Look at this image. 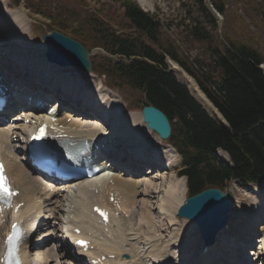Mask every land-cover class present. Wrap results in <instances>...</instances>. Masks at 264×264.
Here are the masks:
<instances>
[{"label": "trees", "instance_id": "trees-1", "mask_svg": "<svg viewBox=\"0 0 264 264\" xmlns=\"http://www.w3.org/2000/svg\"><path fill=\"white\" fill-rule=\"evenodd\" d=\"M66 1L72 6H64L67 12H58L50 25L89 50L100 47L119 57L120 61L94 57L92 69L104 75L111 87L122 90L132 106L144 102L165 112L172 124L169 142L181 157L180 174L187 178L190 195L209 187L224 189L234 178L244 183H258L264 178V73L259 68L264 64V47L238 36H252L242 13L229 11L227 0H209L233 30L221 38L217 18L206 0H194L199 17H192L193 23L187 25V38L202 44L205 57L191 59L176 43L162 39L161 21L142 11L134 0H121L124 12L118 28L112 24L113 16L103 18L85 12L76 0ZM15 2L19 4L20 0ZM254 2L246 0L247 15L261 26L264 0L256 5ZM188 12L192 16V11ZM259 36H252L254 42ZM168 58L195 78L228 124L212 118L186 86L168 72ZM219 148L228 152L231 164L219 158Z\"/></svg>", "mask_w": 264, "mask_h": 264}, {"label": "bare ground", "instance_id": "bare-ground-1", "mask_svg": "<svg viewBox=\"0 0 264 264\" xmlns=\"http://www.w3.org/2000/svg\"><path fill=\"white\" fill-rule=\"evenodd\" d=\"M137 1L140 4L145 5L143 0ZM6 6L8 7V4H6ZM0 15H2L0 16V46L7 47L8 54H10L11 52L12 56L21 59L22 61H26L28 65L31 66L30 68L27 67L28 71H26L28 74V80L31 82L34 80V78L39 77V79L47 83L50 87H52V89L56 90L58 96L65 97V95H69L71 99L75 100L74 105L78 106L79 102L83 101L84 98L81 97V87L79 88L78 85H76V79L73 78L77 74L75 72L82 71L84 74H89L90 76L92 75V72L79 70L73 66H60L55 63L47 62L45 55L41 56L40 54H34L30 58H25L24 55L28 53L24 52V50L22 49V45L26 46L27 43V30L24 20L17 15H12L9 11L6 12V10L5 12H2L1 10ZM174 64V67L172 65L173 72L175 74L179 73L180 79H178L191 90L194 97L210 113L217 112V109L199 88L195 79L191 77L187 72H185L180 65H178L177 63ZM66 72H69V74L71 75V79L65 76V74H67ZM51 77L54 78V80H50ZM69 96H67V98H69ZM16 99L18 100L17 96ZM26 101L29 102L28 99H26ZM72 104L73 103L66 104L67 108L75 109ZM24 105L30 106L29 108H32V110L36 109L35 105L34 107L27 103H24ZM54 107L55 109H57L59 108V105H54ZM114 107L117 109H115L113 112V118L116 125L120 128L119 135L131 144L134 151H136V155L138 153H143V143L140 144V141L145 140L149 134L152 135L153 131L144 123L143 120V123L140 121L139 114L137 115L136 113H134L135 111L129 112L125 116L123 114V117H121L119 116L121 114L118 112V105H114ZM35 112L36 111H29L27 115H23V117L20 116L8 119L10 120V122H12L9 128H7L6 126H1L4 121H0V152L3 156L7 171L13 179L14 186L21 191V194H19L18 196L19 201H23L24 203H26L25 208L20 210V220L24 219V221L27 222V218L29 215L44 214L45 204L49 205L51 211H56L55 209H59V193H70L73 189L74 191H72V193H70L69 195L73 194L74 192L75 195H78L80 197V200L76 205L79 206V204H83L87 214H85V211H83L82 213H78V209H74L73 211L68 210L67 212L69 215L67 216V218L69 219L71 214L73 213V218L71 221L74 222L73 226H77V224L85 225L87 223V219L91 218V214L88 209V201L84 200V198H95V196L98 195V198L107 200L109 195L113 193L120 201L121 208L125 211V213L127 211L130 220H134V222L131 223L129 219H122V217H119L108 226V233H104L101 228H97L95 233L99 240L96 243L100 245V248H104L107 254L110 253L115 255L114 258H108L105 263L147 264V262L139 261H134V263H132L131 261L129 262L126 259L122 258L121 255L127 252L129 254H132V258L135 259L141 256V252L147 249L149 245H151V248L147 251L146 256H151L152 258H154V263L164 262L170 264L173 256L168 250V247L171 243H176L178 246L184 248L186 253H188V257L183 261V263L188 262L192 264H224L222 260H216L218 258L217 253L209 255L208 258L204 256L202 259H199L197 254L204 248L205 243L203 242L201 235H199L198 238V235L194 234H190V240L188 242L184 241L183 239H185L187 234H189L188 230L187 232L185 231L186 228L183 229L184 226L179 229L176 228L175 232H172L173 235H169L170 238L167 237V240L166 238H162V235H158L156 231H153L155 229L160 230L161 227L155 222L153 218L154 216L152 217L153 213L151 210L153 209V203L151 199L155 197V194L162 193V202L159 206L160 208L158 212L164 215L172 209L177 211V208L183 202V198L185 197L184 193L186 192V181L182 176L173 174L175 176L174 178L169 179L167 177V179H165V173L159 171H154L153 173H151V171H149V174L147 176H152L150 178H144V180H142V176L137 177L132 173L123 176V171H115L107 172L105 173L106 175H101L99 177L93 178L92 180H88L89 182L81 181L62 188L53 187L51 183L45 181V176L44 174H42V172L32 167L29 162L25 161L24 158L18 156V152L22 147L13 144L14 134H17L18 137L22 136L21 134H19V129L22 130V133L24 135V132L30 129L35 124V118H44L43 112H36L38 115H36ZM117 112L119 113V115L116 114ZM78 113L81 114L80 116L84 117H75L72 113H66L65 115L59 114L58 125L60 130L62 131L61 133H66L69 135L75 134L82 137L99 134L100 131L97 130H81L80 132H72L71 130L74 120L82 121L90 120L91 118L93 120H98L96 119L98 118L97 115L79 111ZM22 121H28L29 125L27 124V126L18 128V126H21L20 124ZM84 123L86 122H83L82 124ZM75 127L79 128V126ZM145 147V149L149 148L147 146ZM150 148H154L153 155L148 159H159L160 161L164 159V161H167V168H174L177 162L176 157L178 156L173 147L168 144H163L160 140L154 146H150ZM169 152H172L175 156L171 155ZM126 166L130 167L129 165ZM155 179H159V181L164 180L163 182H167V184L163 187V189H161L163 182H161V184H158L159 182H156ZM251 190L256 194L254 200L252 199L251 204L246 207L247 210H249V213H251V216L247 219L246 222L242 221V223L240 225L238 224L237 226L232 225V220L230 218L228 227L224 228L218 234V246L215 247L213 251H216L217 249L219 250L222 248L233 247L237 243L236 241H244L245 239L254 237L258 234L264 235V193L261 192V190L257 186H253ZM44 194H46V198L44 197ZM139 195H143L146 198L141 202L138 200ZM136 204H138V208H136ZM63 206L66 205L62 203L60 208L65 210ZM115 211H117V209H114V212ZM189 223L193 225L191 226V228L195 229L194 232L199 234L200 231L196 223L193 221H190ZM47 225L53 227L49 222L47 223ZM69 232H71L70 225L69 229L66 230V233ZM48 233L46 235L43 234L40 239L45 240L49 235H52L51 232L48 231ZM235 234V239L238 240H236L234 243L228 242L230 238L232 239V235H234L235 237ZM101 236H103V238ZM57 238H59V236H57ZM197 238L198 240H196ZM155 241L156 243H153ZM160 241H162V243L158 246V243ZM185 242L186 244L184 245L183 243ZM28 243L29 241H27L22 246V252L25 255L26 264H31L30 262L32 258L27 257V250L30 247ZM140 243L144 245L142 251L138 247V244ZM35 245H39L38 242ZM257 245L258 247L264 248V238H262ZM61 246L64 247L62 243ZM34 253H36L34 254L36 256V260H39L38 264H51L53 261L61 260L69 255L66 250H62V248L55 249L54 247L49 251H43V249L39 251L38 249H36L34 250ZM70 264L74 263L70 262Z\"/></svg>", "mask_w": 264, "mask_h": 264}, {"label": "rangeland", "instance_id": "rangeland-1", "mask_svg": "<svg viewBox=\"0 0 264 264\" xmlns=\"http://www.w3.org/2000/svg\"><path fill=\"white\" fill-rule=\"evenodd\" d=\"M53 1L55 3L50 4V2H52V0H37V4L38 5L44 4L47 6V8H52V7L56 8L55 4L57 2H60L62 7L64 5L65 6L66 5L72 6V4L69 3L68 1H64V0H53ZM73 1L74 0H70V2H73ZM84 1L87 2L88 8L90 10L100 9V7L105 6V9L109 13V15H111L115 18L114 21L112 22L114 25H117L118 21L120 23L122 22V20H121L122 8H120V3L118 0H84ZM143 1H144L145 5H142V6H144V8L146 10H149L152 13H154L156 15V17L160 19V21L162 23V30H161L162 35H161V37L163 40H169V41H173L174 43H176L179 46V49L185 55L189 56L191 59H194L196 57H199L200 59H204L205 55L203 54L204 48H203L202 44L197 42V41L194 42V41L187 38V30H186L187 25L193 23L194 20L192 19V17H199V13H198L197 8L194 4V0H143ZM227 1H228L229 11L233 12L235 10H238L240 13H242L244 15V22L246 24V27L250 30V33L252 34V36L257 37V34L260 35L258 37V39H259L258 42H254L252 36H250L249 33L245 34L244 36L241 34H238V36L243 38L248 43H252L256 46L264 47V24H262L261 26H257V24L254 21H252L251 17L249 15H247V7L244 6V3H245L244 0H227ZM257 1L258 0H255V2H254L255 5H256ZM6 4H8L11 7L7 9ZM80 6L82 7L81 3H80ZM81 9L84 10L85 6L83 5V7ZM0 10H2V12H5V10H6V12L9 11L12 15H17L24 20V23L26 25V30H27V43H26V46L22 45V44H20V45H22V49L24 50V52L28 53V54L24 55L25 58H30L34 54H40L41 56H44L45 43H44L42 35L45 33H48L50 31L49 26H47L46 24H41L42 30L37 31L36 27L33 26V23H34L33 19H35V17H39V16H36L35 14H33L32 11H29V9L27 8L26 5H23L20 7H17V6L13 7L12 3L9 0H0ZM188 10L192 11V16H190ZM13 11H15L17 13H15ZM64 11L67 12V10H64ZM215 14L219 18V27L221 28V32H222V33H219L220 37L222 38V34L225 32L233 33V30H232V27L230 26L229 20L225 21L223 19V17L219 16L217 13H215ZM39 18H41V17H39ZM81 21H82V19H81ZM81 21H75V23H78ZM225 22L228 23L227 26H225ZM124 29H126L128 31H132L131 29H129L127 27H125ZM6 48L7 47L0 46V49L3 53L6 52ZM32 52H34V53H32ZM91 54L95 57L94 59H96V57H108V55L104 51H101L100 49H92ZM95 61H99V59H97ZM168 63L171 66V68H172V65H173V67L175 65L170 60L168 61ZM262 69L264 71V68H262ZM69 72H71V71H69ZM69 72H66L67 74H65V76L70 78L71 75L69 74ZM75 73H77L75 75L76 77L73 75L74 76L73 78L76 79L75 80L76 85H78L79 88L81 87L80 90H82L83 93H85V92L88 93L89 90H92L94 87H95L94 89L96 91H98L100 88V85L105 84L104 78L98 73L92 72L91 76L89 74L88 75L84 74L82 71L81 72L76 71ZM176 74L179 78V73H176ZM77 79H79V80H77ZM91 87H92V89H91ZM101 93L103 95L109 94V96H111L110 106L113 107L114 110L117 109L114 107V105H118V109L120 111L123 108H125L126 105L131 104L129 97L120 89H117V88L112 89V88L106 86V87H104V90L101 91ZM143 105H144V102L139 103V107H137V108H139V110H137L135 112L132 111V112L136 113L137 115L139 114V119L141 122H142L143 118L141 119L142 114H141L140 108L143 107ZM116 114L119 115L118 112ZM126 114L127 113H124V116ZM212 114H213V116H215L214 112H212ZM63 115H64V113H63ZM119 116L123 117V115H119ZM217 119L225 122V119H223L222 115H220L219 113H217ZM8 121L2 123L1 126H6L7 128H9V126H11L12 122H10V120H8ZM27 124L29 125L28 121H22L20 124L21 126H18V128H22L23 126H27ZM19 134L23 135L22 130H20V129H19ZM17 138H18L17 134H14L13 135V144H16V145L19 144ZM160 140L161 139L159 138L158 134L153 131V134L152 135L149 134L145 140L140 141V144L143 143L142 146L144 148H146L145 146L149 147V148L145 149V152L147 153V155H151L153 153L154 148H150V146H152V145L154 146ZM161 142L163 144H165V141L161 140ZM169 153L171 155H173L172 152H169ZM218 153H219L220 158L223 160H226V158L228 157L227 154L222 150H219ZM18 156L21 157L22 155H18ZM173 156H175V155H173ZM176 159H177V162H176V165L174 166L173 169H165L164 163L158 165L160 170L165 172V179H167V177L169 179L174 178L175 177L174 175H178L177 173L180 170L182 163H181L180 157L179 158L176 157ZM164 162H166V165H167V161L165 160ZM155 180H156V182H159L158 184H161V182L164 181V180L159 181V179H155ZM166 184H167V182H163L161 189H163V187ZM159 187H160V185H159ZM259 189L261 190V192L264 193V181L259 185ZM229 190H230L233 198L236 200L235 208L233 209V211H231V220H232V225L237 226L238 224L240 225L242 223V221L246 222L247 219L251 216V213H249V210H247L246 207L251 204L252 199L254 200L256 194L255 193L253 194L252 191H250L249 187H246V186H243L240 184H236V183L230 184ZM70 193L69 192L68 193H62V192L59 193L58 201L60 203H59V209H55L56 211H51L49 205L45 204L46 215L52 214V216H55V218L52 219V223H51L53 225V227H51L49 225V227H48L49 229H43V230L41 229V231H39L37 233V237L39 235L43 236V234L46 235L48 233V230H51L50 232L52 233V235L48 236V239L50 238V240L47 239V241L45 242V245L43 246V248L45 249V250L43 249L44 251H49L50 249H53V247L55 249H57V248L59 249L61 247L62 250H64L63 249L64 247H62L60 241H58L59 238H57L56 241H53V239H54V237L55 238L57 237L56 235H61L58 223L60 222V216H63L62 211H65V210L61 209L60 206L62 203H65V201H66V199H68V195ZM184 194H185V197L183 198V201L185 200V198H187V190ZM162 195H163L162 193H157V194H155V197L151 199L152 203H153L152 204L153 209L151 210L153 213L152 217L154 216L153 218H154L155 222L161 227L160 230L155 229L153 231L162 233L161 234L162 237H166V240H167V237L170 238V236L173 235L172 232H175L176 228L179 229V228H182L184 226L183 229L186 228L185 231L186 232H187V230L189 231V234H187L186 238L183 239L184 241L188 242L190 240V234L191 235H193V234L198 235V238H199L200 233L197 234L194 232L195 229L191 228V226H193V225H191L189 223L190 221L188 222L187 219L179 218L176 215V213H175L176 211L174 209L170 210L167 214H164V215H162L161 213L158 212L159 208H160L159 206L162 202L161 201ZM44 197L46 198V194H44ZM145 198L146 197L143 195L138 196V200L141 202ZM138 207H139L138 204H136V208H138ZM128 219L131 223L134 222V220H130V218H128ZM171 220L174 221L176 224H178V226L169 227V222ZM161 231H163V232H161ZM53 233H56V234H53ZM48 234H50V233H48ZM232 236H234V235H232ZM235 236H236V234H235ZM263 236L264 235H262V234H258V235H255L254 237H251V239L250 238H248V239H250L251 241H254L255 243H258L262 238H264ZM198 238L196 240H198ZM186 242L183 244L185 245ZM138 247L141 250L143 245L138 244ZM169 251L173 255V260H172L173 264H179L182 261V256H178L179 253H178L177 249L175 247H173V245H170ZM147 259L148 258H146V257H141V259H139V262H141L142 260L143 261L147 260ZM64 260H65V257L61 260L53 261L51 264H58V262H59V264L60 263L61 264H70L68 262L67 263L63 262ZM33 264H37V260L36 261L34 260ZM182 264H186V263H182Z\"/></svg>", "mask_w": 264, "mask_h": 264}, {"label": "water", "instance_id": "water-1", "mask_svg": "<svg viewBox=\"0 0 264 264\" xmlns=\"http://www.w3.org/2000/svg\"><path fill=\"white\" fill-rule=\"evenodd\" d=\"M43 38L47 45L46 57L50 62L62 66H77L90 71L89 52L79 41L58 30L45 34ZM142 114L148 127L155 130L161 138L167 139L170 136V122L162 110L154 105H146ZM232 206L231 196L220 188L213 187L188 197L179 207L178 215L194 221L204 241L211 244L227 224Z\"/></svg>", "mask_w": 264, "mask_h": 264}, {"label": "snow or ice", "instance_id": "snow-or-ice-1", "mask_svg": "<svg viewBox=\"0 0 264 264\" xmlns=\"http://www.w3.org/2000/svg\"><path fill=\"white\" fill-rule=\"evenodd\" d=\"M37 138H39V137H37ZM0 191H3L5 193H7V191H8L7 186L5 184V178L3 176V166H2V163H0ZM101 214L104 215L105 218H107V214L106 213H101ZM81 243H83V242H81Z\"/></svg>", "mask_w": 264, "mask_h": 264}]
</instances>
